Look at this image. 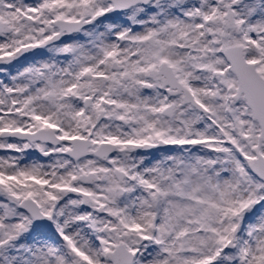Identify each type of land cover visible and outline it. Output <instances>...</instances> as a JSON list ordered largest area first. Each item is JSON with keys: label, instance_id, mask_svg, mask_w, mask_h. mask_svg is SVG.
Returning <instances> with one entry per match:
<instances>
[{"label": "snow or ice", "instance_id": "6c2138e0", "mask_svg": "<svg viewBox=\"0 0 264 264\" xmlns=\"http://www.w3.org/2000/svg\"><path fill=\"white\" fill-rule=\"evenodd\" d=\"M0 264H264V0H0Z\"/></svg>", "mask_w": 264, "mask_h": 264}, {"label": "flooded vegetation", "instance_id": "af4514ba", "mask_svg": "<svg viewBox=\"0 0 264 264\" xmlns=\"http://www.w3.org/2000/svg\"><path fill=\"white\" fill-rule=\"evenodd\" d=\"M158 155V153H156Z\"/></svg>", "mask_w": 264, "mask_h": 264}]
</instances>
